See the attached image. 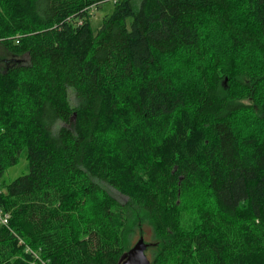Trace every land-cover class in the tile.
<instances>
[{"label": "trees", "instance_id": "obj_1", "mask_svg": "<svg viewBox=\"0 0 264 264\" xmlns=\"http://www.w3.org/2000/svg\"><path fill=\"white\" fill-rule=\"evenodd\" d=\"M22 155L0 264L147 229L152 264H264V0H0V180Z\"/></svg>", "mask_w": 264, "mask_h": 264}, {"label": "rangeland", "instance_id": "obj_2", "mask_svg": "<svg viewBox=\"0 0 264 264\" xmlns=\"http://www.w3.org/2000/svg\"><path fill=\"white\" fill-rule=\"evenodd\" d=\"M114 9H115V5L113 2L104 3L103 5H101L100 8L95 9V14L93 16L94 27L97 28L99 25H101L104 18L107 15L112 14ZM28 166H29V162H28L27 158L24 155H22L19 164L10 168L9 170H7L4 177L0 180V183L1 182L10 183V182L14 181L15 179H17L18 177L27 174L29 171ZM101 184L113 197L118 199L120 202H122V203L127 202L128 198L123 196L122 194H120L116 189L112 188L111 186L107 185L106 183H101ZM2 192H3V190H2ZM144 237H145L146 242L151 241L149 229L146 230V234ZM139 239H140V237H138L136 239V242ZM146 253H147L148 257L151 258L150 253L149 252H146Z\"/></svg>", "mask_w": 264, "mask_h": 264}, {"label": "water", "instance_id": "obj_3", "mask_svg": "<svg viewBox=\"0 0 264 264\" xmlns=\"http://www.w3.org/2000/svg\"><path fill=\"white\" fill-rule=\"evenodd\" d=\"M148 245L144 237L134 244L133 248L123 255L119 264H152L147 255Z\"/></svg>", "mask_w": 264, "mask_h": 264}, {"label": "built area", "instance_id": "obj_4", "mask_svg": "<svg viewBox=\"0 0 264 264\" xmlns=\"http://www.w3.org/2000/svg\"><path fill=\"white\" fill-rule=\"evenodd\" d=\"M1 194H2V190L0 189V196H1ZM9 221H10V215L0 211V224H2L4 226H8Z\"/></svg>", "mask_w": 264, "mask_h": 264}]
</instances>
